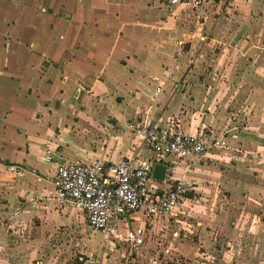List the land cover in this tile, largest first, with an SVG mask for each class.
I'll return each mask as SVG.
<instances>
[{
  "label": "crops",
  "instance_id": "1",
  "mask_svg": "<svg viewBox=\"0 0 264 264\" xmlns=\"http://www.w3.org/2000/svg\"><path fill=\"white\" fill-rule=\"evenodd\" d=\"M145 119L222 144L158 159L151 187L188 195L170 218L126 217L147 243H107L114 264H150L158 243L172 264H264V0H0V264H91L65 258L87 224L56 203L57 163L155 158L130 128Z\"/></svg>",
  "mask_w": 264,
  "mask_h": 264
},
{
  "label": "built area",
  "instance_id": "2",
  "mask_svg": "<svg viewBox=\"0 0 264 264\" xmlns=\"http://www.w3.org/2000/svg\"><path fill=\"white\" fill-rule=\"evenodd\" d=\"M171 5L184 4L192 8L200 7L205 0H168ZM130 128L142 136L155 158H140L132 153L119 162L64 161L58 162L54 178L55 200L59 207L82 211L86 224L93 230L105 232L107 243H125L131 250H139L148 238L146 225L126 226V217L140 212L147 221L172 217L179 204L188 195V188L182 182H172L161 189L151 187L155 179L153 170L160 158L174 156L185 159H202L208 151L222 144L203 132L188 134L165 129L152 119L132 122ZM46 159L53 161L51 153ZM12 171L19 167L11 165ZM264 225V202L261 209ZM124 222L125 226H121ZM178 231L172 232L176 237ZM162 246L150 264H172V248ZM80 261L84 258L79 257Z\"/></svg>",
  "mask_w": 264,
  "mask_h": 264
},
{
  "label": "rangeland",
  "instance_id": "3",
  "mask_svg": "<svg viewBox=\"0 0 264 264\" xmlns=\"http://www.w3.org/2000/svg\"><path fill=\"white\" fill-rule=\"evenodd\" d=\"M212 53H215L216 55L219 53L218 49H211ZM208 65L205 63L200 65V71H202L203 69L207 70ZM212 70V68H211ZM59 207V206H58ZM60 209H62L61 207H59ZM71 213H73V215L75 216H79V217H84L83 215H85L83 213L82 214H78V212H82V211H78V210H73L70 209ZM77 211V213H76ZM77 230V229H76ZM71 232L75 233L76 231H74V229H70ZM84 237L85 240L82 242L81 241V245H79V247H75V249L73 250V252L70 254V257L68 256V254H66L65 258H69L70 262L72 263H84L86 261H89L91 264L96 263V264H105V263H110V264H114L118 261L114 260V256L112 255L111 257V251L106 248L107 241L105 239V232L102 230H93L92 228L88 227V225L86 226V230L84 231ZM147 243V242H146ZM110 251V253H109ZM83 257L84 261H80L79 257ZM109 259V260H108ZM184 260H187L184 261ZM145 261V259L143 260ZM146 263V262H144ZM141 263V264H144ZM227 264L225 261L222 263L220 262V257L218 256H199V257H193V258H183V264ZM85 264H88V262H86ZM122 264H126V259L123 260Z\"/></svg>",
  "mask_w": 264,
  "mask_h": 264
},
{
  "label": "water",
  "instance_id": "4",
  "mask_svg": "<svg viewBox=\"0 0 264 264\" xmlns=\"http://www.w3.org/2000/svg\"><path fill=\"white\" fill-rule=\"evenodd\" d=\"M167 166L161 163H157L154 166L153 176L155 179L163 180L165 178Z\"/></svg>",
  "mask_w": 264,
  "mask_h": 264
}]
</instances>
